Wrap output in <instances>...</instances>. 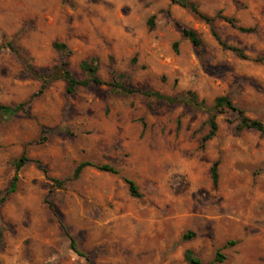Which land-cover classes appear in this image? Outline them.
Masks as SVG:
<instances>
[{"label": "rangeland", "instance_id": "1", "mask_svg": "<svg viewBox=\"0 0 264 264\" xmlns=\"http://www.w3.org/2000/svg\"><path fill=\"white\" fill-rule=\"evenodd\" d=\"M178 1L0 0V105L26 103L0 117V264H189L186 250L201 264H264V138L236 131L235 114L217 117L202 148L205 110L105 85L68 94L61 80L39 93L63 61L81 80L80 64L96 60L104 82L169 97L192 92L206 107L228 96L264 125V0H186L208 17L254 28L212 23L246 59L223 49ZM177 24L199 35L198 49ZM22 154L30 161L6 195ZM81 162L118 175L87 167L72 179ZM71 239L85 258L70 251Z\"/></svg>", "mask_w": 264, "mask_h": 264}, {"label": "trees", "instance_id": "2", "mask_svg": "<svg viewBox=\"0 0 264 264\" xmlns=\"http://www.w3.org/2000/svg\"><path fill=\"white\" fill-rule=\"evenodd\" d=\"M174 1V0H172ZM180 4L187 8L190 13H192L195 17L198 19L202 20L205 22L207 25L210 27V32L213 36V38L218 42V44L225 50H228L232 53H234L238 58L240 59H246V56L243 53V50L234 46H229L226 43H224L212 27L213 21L218 18L226 23H228L232 28L236 29L240 33H253L254 28H244L241 27L237 24L236 19L232 17H226L222 16L219 13L214 16V17H208L201 13L197 7L193 4H187L186 0H181L178 1ZM152 20L153 18L150 19V28L152 27ZM177 28L180 31L181 36L188 40L192 46L196 49H198L201 44V38L199 35L192 29L183 26L181 24L176 25ZM54 48L58 51H62L66 49L65 45L55 43ZM174 48H176V44H174ZM80 69L86 74V78L78 80L72 76L70 71L68 70V62L63 61L59 67H57L54 70V74L52 76H43L42 77V87L39 91H43L52 81L54 80H61L65 84V89L68 94H72L76 91L78 88H86L89 85H96V86H101L105 85L111 89L112 92L120 95H133V94H141L145 96L146 98H152L156 100H161L165 101L169 104H176V103H183L187 105L188 107H191L196 110H205L207 113V119L205 122V125L207 126L208 130L206 134L202 137L201 139V147L203 148L205 144L213 139L217 133L218 130V125L216 122V119L218 116L225 114L226 112H230L232 114H235L237 117V125H236V131L241 132L243 130H252L256 133H258L261 137L264 138V125L261 121L259 120H253L249 119L248 117L244 116V112L239 109L237 106L234 105L232 100L228 96H218L214 99V102L211 107H206L203 101H199L197 96L192 93L188 92L184 96L180 97H169V96H164L158 92H153L150 90L146 91H140L137 89L129 88L126 85L122 84L120 81H113V82H104L102 81L98 76V67L96 64V60H91V61H83L80 64ZM120 78L122 76L120 75ZM26 103H20L14 106H3L0 105V117L2 118H9L14 115H16L19 112H23L25 110ZM30 160L25 156V154H22L19 159H17L14 163V175L10 184V188L6 192V195H9L10 193H13L16 189V185L18 182V174L22 170V168L29 162ZM218 165L219 161H215L210 169L211 173V180L214 185L217 184L218 181ZM91 167L94 168L100 172L103 173H108L111 175H118V171L107 164H101V165H96L92 164L90 162H81L75 169L72 175V179H77L81 172L87 168ZM124 182L128 186L129 193L131 197L133 198H140L141 194L138 192V188L134 181L123 177ZM54 185L58 188H61L63 185L62 181L59 180H52ZM193 233H188L183 235L184 240H189L193 237ZM70 251L78 255L79 257H84L80 251L77 250L75 246V242L71 239L70 240V245H69ZM184 258L185 261L189 264H201L199 259H196L190 250H186L184 253ZM223 256L220 255L219 253L216 254L215 257V262H221L223 260Z\"/></svg>", "mask_w": 264, "mask_h": 264}]
</instances>
